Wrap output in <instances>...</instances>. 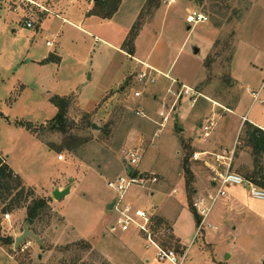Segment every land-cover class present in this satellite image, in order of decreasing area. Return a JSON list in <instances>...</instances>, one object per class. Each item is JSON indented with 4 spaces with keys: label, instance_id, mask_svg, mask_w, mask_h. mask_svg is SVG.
I'll use <instances>...</instances> for the list:
<instances>
[{
    "label": "rangeland",
    "instance_id": "rangeland-1",
    "mask_svg": "<svg viewBox=\"0 0 264 264\" xmlns=\"http://www.w3.org/2000/svg\"><path fill=\"white\" fill-rule=\"evenodd\" d=\"M97 2L0 0V153L28 193L23 206L41 199L49 208L30 227L25 208L7 212L9 223L0 213V264H18L22 257L32 264L70 262V255L58 249L80 241L91 249L77 264H171L145 248L137 226L122 231L116 205L109 209L120 195L107 182L125 173V153L137 147L136 171L154 173L157 183L146 190L131 187L124 201L150 219L167 220L183 249L175 237L163 249L179 255L184 250L183 264H264V201L252 199L247 186L227 188L242 210L230 212L219 200L208 217L217 232L207 241L201 234L193 239L194 193L188 197L183 170L187 167L192 176L190 188L205 192L210 173L192 154L231 149L252 92L262 87L264 100V0H226L228 9L216 15L208 2L161 0L154 7L148 0H120L107 22L86 16L89 10H106ZM188 11L208 21L188 25ZM134 34L130 56L123 43ZM145 59L159 74L154 84L137 81ZM181 86L195 95L185 96ZM135 90L141 92L138 99H132ZM54 96L68 101L65 134L56 130ZM255 115L264 126V105L254 103L247 117ZM206 120H213V127L203 141L199 124ZM70 141L74 150H63ZM237 148L234 170L252 168L250 153ZM261 166L264 174V157ZM67 187L70 193L63 199L52 197L54 190ZM173 189L177 193L171 195ZM22 227L36 239L27 238L17 248L3 244L6 237L19 236Z\"/></svg>",
    "mask_w": 264,
    "mask_h": 264
},
{
    "label": "built area",
    "instance_id": "built-area-1",
    "mask_svg": "<svg viewBox=\"0 0 264 264\" xmlns=\"http://www.w3.org/2000/svg\"><path fill=\"white\" fill-rule=\"evenodd\" d=\"M185 21L188 25H197L200 23H205L208 18L202 13L196 11H188L185 17ZM26 27H31L28 23ZM49 46L50 43H47ZM144 70L139 72L137 75V81L145 85L154 84L156 81L157 71L153 70L151 67L142 64ZM181 91L185 96L193 97L195 95L192 90H189L181 86ZM262 88L256 93L252 92V98L254 103L264 105V100L261 96ZM141 96L140 91H133L132 99H138ZM179 97V94L177 95ZM196 102V98L193 99V103ZM135 114L140 117H145L139 111ZM245 120V119H244ZM213 120H206L200 126L201 140L205 141L212 130ZM140 148L130 149L125 153L124 164L126 166V171L123 175L116 177L115 179L107 182V187L117 192L120 196L114 206L117 207V212L119 217L116 220L118 227L122 231L128 230L131 225L138 227L139 232L143 235L146 241V248L153 247L155 249V257L163 262L168 261L171 264H182V260L178 261L177 255L172 250L163 249L156 240V234H153L150 227V215L144 210L135 207L132 202L124 201L126 194L131 187H137L140 189H148L150 185L157 183V178L154 173H140L136 171V168L141 160ZM234 148L232 150H221L219 153L211 154L208 152H194L192 154V159L195 162L202 163L209 171V181L215 192L213 194H207L205 197H199L192 201V208L195 210L196 214L200 218V222L196 227L195 239L201 234L204 228L210 227L207 224V218L213 208V206L219 200H226L228 198L226 194V189L230 187H240L247 186L249 188V196L257 201H264V190L246 181L242 176L233 172L231 170L233 158H234ZM6 164L5 158L0 153V166ZM4 222L9 223L11 215L9 213H4L1 215ZM140 220L142 223L139 225L136 221ZM114 228L112 227V230Z\"/></svg>",
    "mask_w": 264,
    "mask_h": 264
},
{
    "label": "trees",
    "instance_id": "trees-1",
    "mask_svg": "<svg viewBox=\"0 0 264 264\" xmlns=\"http://www.w3.org/2000/svg\"><path fill=\"white\" fill-rule=\"evenodd\" d=\"M161 0H148L149 6L158 7ZM196 3L199 6L204 5V2H208V9L212 15L221 14L228 9L226 0H190ZM120 0H104L103 2H97L96 6L98 8L105 7L104 12H98V10H91L88 12V16H96L101 19H109L115 13ZM204 7V10L207 8ZM134 36L131 37V41L123 43V48L127 52L128 55L132 56L134 53V49L132 47ZM130 41V42H129ZM130 45L127 48V45ZM51 104L58 109L57 115L55 116V120H57L56 130L65 134L67 129L66 126H63V116L66 112V106L68 101L66 99H61L58 96H54L50 99ZM89 128L91 129V124H89ZM70 140L73 139V136L69 137ZM75 140V138H74ZM71 141L66 145L64 144L63 150L73 151L74 148L70 145ZM237 150L247 151L250 153L252 157V168L249 167H237L234 170V165L232 164L231 170L240 176H242L249 183L256 185L257 187L264 190V174L261 166V159L264 157V131L249 122H244L242 124V128L240 130V134L238 136L237 141ZM183 170L186 174V188L188 190V197L190 193H193L194 189L190 188V181L192 180V176L187 167H183ZM28 193L25 192L21 180L12 172V170L6 165L0 166V206L3 205V208L0 210V213H7L17 210L19 208H25V223L26 226H32L36 220L41 218L46 214V210H48L47 203L41 199H36L29 203L27 206H23L28 202ZM190 210L193 212L195 216L196 227L200 222L199 216L196 214L195 210L192 208L190 203ZM151 231L154 234L159 235L156 239H159V245L162 248H168L173 239L171 235L170 228L167 227V224L160 218H151ZM27 227V228H28ZM163 230V232H161ZM32 234H34L32 232ZM3 244H7L12 246L14 244V239L11 236L5 238L2 241ZM91 246L84 242H76L67 246L58 249L62 254H69L70 262L65 260H60L59 264H77L81 261L82 254L89 252ZM27 258H20L17 260L18 264H32V262L28 259L29 262H26Z\"/></svg>",
    "mask_w": 264,
    "mask_h": 264
},
{
    "label": "crops",
    "instance_id": "crops-1",
    "mask_svg": "<svg viewBox=\"0 0 264 264\" xmlns=\"http://www.w3.org/2000/svg\"><path fill=\"white\" fill-rule=\"evenodd\" d=\"M260 9H262L263 11H264V6H262ZM91 10H89V11H87L86 12V16H88V12H90ZM94 18H97L98 20H100V21H104V22H107V21H111L112 19H110V20H108V19H105V20H102V19H100V18H98V17H96V16H94ZM191 27H188V29H190ZM192 50V49H191ZM133 56V55H132ZM138 61H140V60H138ZM140 62H142L140 65H142V64H144V65H147V66H149V67H151L153 70H155V67L153 66V63H151V61H148L147 59H145L144 61H140ZM143 66V65H142ZM155 71H157V70H155ZM158 76V75H157ZM166 78H167V75H166ZM173 81V80H172ZM262 88V87H261ZM260 88V89H261ZM262 93H263V91H261V96L260 97H262ZM263 98V97H262ZM213 104H215V103H213ZM254 105V102H253V100H252V102H251V104H250V107H249V109H248V111H247V113L245 114V115H243L242 117H241V128H242V124L245 122V121H247V122H249V123H251V124H253L254 126H256V127H258V128H260V129H262L263 131H264V126H261V125H258L256 122H259V119H258V117H257V115H255V116H253V119L252 120H249L248 119V117H247V114L249 113V111H250V109L252 108V106ZM57 110V109H56ZM245 119V120H244ZM255 120V121H254ZM202 124H199V128H200V126H201ZM241 128H240V130H241ZM240 132V131H239ZM238 136H239V133H238ZM237 141H238V137H237ZM236 144H237V142H235V145L231 148V149H222V150H232L233 148H235L236 147ZM195 152H197V151H195ZM15 175H17L16 173H15ZM204 183H207L208 184V189L205 191V192H198V190L197 189H194V191H193V193H194V199H196V198H199V197H205L207 194H212L213 193V186L211 185V183H210V181H209V177L207 178V181L206 182H204ZM197 184H202V181H201V179H200V177L198 178V180H197ZM153 186V185H152ZM213 188V189H212ZM235 188H237V187H235ZM152 189L153 188H151V191H152ZM70 193V192H69ZM177 193V191L175 190V189H173L172 190V192H171V195H173V194H176ZM150 194L152 195V193L150 192ZM228 196V198L226 199V200H222L223 201V204L224 205H226L227 206V209H228V211H230V212H232V211H238V210H242V204H241V201H240V199H238V197H237V195H235V194H231L230 196L229 195H227ZM257 201V200H256ZM114 208V203H113V207H112V209ZM158 217L160 218V219H162L165 223H167L168 224V222H167V220L165 219V218H163V217H161V216H159L158 215ZM209 217V216H208ZM207 224H209L210 225V227H206V228H204L203 229V231L201 232V235H202V239H203V241H207V239H209V238H213V233H216L217 232V228H216V225L214 226L212 223H210L209 221H208V218H207V222H206ZM167 227H168V225H167ZM169 228V227H168ZM195 231H196V228H195ZM22 232H23V227H22ZM170 232H171V230H170ZM171 235L173 236V234H172V232H171ZM173 237H175V236H173ZM176 238V240H178L179 241V245H181V247H182V249H183V245L181 244V241L177 238V237H175ZM193 239H195V234H194V237H193ZM146 248V247H145ZM150 248V247H149ZM149 248H146V249H149ZM153 248V247H152ZM154 249V248H153ZM155 250V249H154ZM176 253V255L178 256V257H180V260H182V264L184 263V261H185V258H186V253H185V251L183 250V252L182 253H180V255L177 253V252H175ZM146 263H147V261H146Z\"/></svg>",
    "mask_w": 264,
    "mask_h": 264
},
{
    "label": "water",
    "instance_id": "water-1",
    "mask_svg": "<svg viewBox=\"0 0 264 264\" xmlns=\"http://www.w3.org/2000/svg\"><path fill=\"white\" fill-rule=\"evenodd\" d=\"M94 1L97 2L99 0H94ZM192 52L194 55H196V54H198L199 50L197 48L193 47ZM92 128L96 129V126L92 125ZM69 192H70V188L67 187L62 191L54 190L51 195L55 200H60V199H63L65 196H67L69 194ZM112 207H113V204H110L109 209L111 210ZM27 238H31L34 240L36 239V237L24 227L23 232L19 236L14 238V248H17Z\"/></svg>",
    "mask_w": 264,
    "mask_h": 264
}]
</instances>
